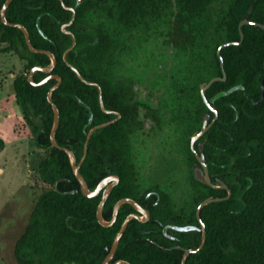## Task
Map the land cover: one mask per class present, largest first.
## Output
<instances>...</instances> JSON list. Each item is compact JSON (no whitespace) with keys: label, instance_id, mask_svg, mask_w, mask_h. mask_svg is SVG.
<instances>
[{"label":"trees","instance_id":"obj_1","mask_svg":"<svg viewBox=\"0 0 264 264\" xmlns=\"http://www.w3.org/2000/svg\"><path fill=\"white\" fill-rule=\"evenodd\" d=\"M6 0H0V11ZM14 0L7 10L11 23L24 25L37 49L51 51L57 58L52 73L36 71L41 82L59 75L61 86L53 94L60 111L56 139L60 147L71 149L81 163L91 128L96 130L88 144V153L80 172L94 190L107 176L117 174L104 208L110 221L114 205L122 198H133L152 214L149 222L132 220L114 257L132 264H182L186 250H197L203 240V228L197 216L198 206L207 198H226L228 190L216 188L190 177L192 200L186 213L175 212L169 195L141 193L133 158L132 137L142 128L140 103L134 85L117 79L120 59L129 34L151 24H168L167 44L181 54L185 65L172 83L173 105L179 122L189 137L200 131L204 118L215 113L201 95V84L223 77L217 54L221 44L240 41V23L248 18L264 24V0ZM103 17L97 22L95 18ZM244 40L222 50L225 81H217L206 91L209 103L218 111V119L201 137L205 163L211 181L226 184L229 198L203 207L200 217L206 227L203 247L187 256L185 264H264V28L243 26ZM0 54L12 52L25 62L24 73L16 76L13 87L16 103L24 120L32 127L38 148L46 155L37 172L49 186L37 199L28 225L15 243L18 264H102L109 254L124 220L135 209L124 204L117 222L102 226L97 209L102 193L86 197L75 176L68 153L51 143L54 110L48 100L50 89L58 83L50 79L44 85L29 81L36 66L48 68L50 56L32 52L24 32L5 25L0 15ZM102 88L83 82L77 73ZM115 120V121H114ZM6 143L0 137V153ZM188 147V163H197ZM181 227L172 230V226ZM165 229L167 231L165 232ZM168 235L174 238L170 239Z\"/></svg>","mask_w":264,"mask_h":264},{"label":"rangeland","instance_id":"obj_2","mask_svg":"<svg viewBox=\"0 0 264 264\" xmlns=\"http://www.w3.org/2000/svg\"><path fill=\"white\" fill-rule=\"evenodd\" d=\"M102 19L95 18L97 22ZM168 26L151 24L149 28L129 34L116 74L117 79L133 83L141 106L142 128L132 137L141 193L154 184L158 144L165 141L170 149L181 136L188 142L191 138L184 133L173 105L172 83L178 79L185 61L179 51L167 44ZM4 47L0 44V48ZM24 70L25 62L17 55L0 54V137L6 143L0 153V264H18L15 243L28 225L37 199L49 188L37 172L38 163L46 152L37 147L32 127L24 120L22 108L16 103L13 82ZM185 169L186 173L176 177L182 187L170 194L176 209L189 206L192 200L190 177L196 175V169L188 161ZM167 184H174V180L170 179Z\"/></svg>","mask_w":264,"mask_h":264},{"label":"water","instance_id":"obj_3","mask_svg":"<svg viewBox=\"0 0 264 264\" xmlns=\"http://www.w3.org/2000/svg\"><path fill=\"white\" fill-rule=\"evenodd\" d=\"M13 1L14 0H6L5 1L4 5L2 6L1 11H0L1 21L5 25H7V26L17 27V28L21 29L24 32L25 36H26L27 45H28L29 49L32 52L47 54L48 56H50V58L52 60V64L48 68H44V67H41V66H36V67H34L31 70L30 76H29L30 83L36 86V85H44L50 79H57L58 80V83L55 86H53L50 89L49 93H48V100L52 104V107H53V110H54V126H53V129H52L51 134H50L51 143L53 144L54 147L63 149V150H65L68 153V155L70 157V160H71L73 172H74L75 176L77 177V179L80 182L82 193L86 197H88V198H94V197L99 196L102 193V198H101V201H100L99 206H98V209H97V218H98L99 223L102 226H104V227H110V226L114 225V223L117 221L119 211H120L121 207L124 204H131L134 207V209L138 212V213H132V214H130L124 220V222H123V224H122L119 232L117 233V235L115 237V240L113 242V245H112V248H111L109 254L107 255V257L105 258V260L102 263V264H111V262H112V260H113V258L115 256V254L117 252V249L119 247L120 241H121V239H122V237H123V235H124V233H125L128 225H129V223L132 220H135V219L136 220H139L141 222H147L150 219V215L151 214H150V212L147 209L143 208L135 199L130 198V197H127V198L120 199L114 205L112 219L110 221H108V220L105 219V217H104V208H105L106 202L108 201V198H109V196H110L113 188L119 183L120 177L117 174H111V175L107 176L106 178H104L98 184V186L96 187V189L92 190V189H90V187L88 186L85 178L81 174L80 167H81L82 162L84 161V159L87 156V153H88V144H89V141L91 140V137H92L93 133L96 130H98V129L102 128V127L107 126L111 122L106 123V124L97 125V126H94L93 128H91V130L89 131L88 137H87V141L85 143L84 157H83L81 163H77L76 156H75L74 152L71 149H69L67 147H60L58 145L57 139H56V135H57V131H58L59 124H60V111H59V108L57 107V105L53 102V94L61 86L62 78L59 75H49L48 77H46L44 80H42L39 83H36L35 82V79H34V74H35L36 71H44V72H46L48 74L52 73L53 70H54V68H55V66H56V64H57V58H56V56L51 51L35 48L33 46L32 42H31L30 32H29V30L24 25L19 24V23H11V22H9V20L7 18V10H8V7L10 6V4ZM60 1L62 2L63 6L67 10L72 11V20H71V22L68 23V24L63 25V27H62L63 31L66 34L71 35L72 36V39H73L72 45L64 53V59L67 60V56H68L69 52L74 49V47L76 46V43H77L76 36L70 30L67 29V27L74 22L75 17H76V11H75V9L73 7L67 6L65 4L64 0H60ZM248 24H252V25H255V26H259V27L264 28V24H261V23H258V22H253V21L249 20L248 18L244 19L240 23V33H241V39H240V41L226 42V43L221 44V46L218 48L217 54H218V56L220 58L221 66L223 68V77H215V78H212L208 83L201 84V95H202V98L204 99V102L206 103V105L209 107L210 111L215 113V118L211 122H209L210 115L207 114L205 116L204 121H203V126H202L201 130L195 132L192 135V137H191V147L193 149H194L195 143L211 128V126L218 119V111L215 108H213L211 106V104L209 103V101H208V99L206 97V91L215 82H217V81H225L227 79V74H226L225 69H224V60H223V57L221 55V52L226 47H229V46H232V45H239V44H241L243 42V40H244L243 26L248 25ZM73 70L77 73V75L80 77V79L83 82L98 87L99 94H100V103H101V106H102L103 110L105 112H107V113H115V114H118V116L120 117V114L119 113H117L115 111L107 110L105 108L104 101H103V93H102L101 86L98 83H96V82L87 81L76 68H73ZM197 157H198L200 163L202 164V166L204 168V171L198 170L197 173H196V178L199 181H201V182H203L205 184H208L209 186L216 187V188H225V189H228V186L226 184H223L222 186H218V185H215L211 181V177H210V174H209V169H208L207 164L205 163V155H204V152H203V149L202 148H201V154H197ZM228 190H229V194H228V196L226 198H207L206 200H204L198 206V208H197V215H198L199 221H200V223L202 225V228H203V240H202V244H201L200 248H198L197 250H186V252L184 254V257H183V260H182V264H185V261H186V258H187L188 255H190L194 251L200 250L203 247V245H204L205 237H206V227H205V224H204V222L202 221V219L200 217L201 210L203 209L204 206H206V205H208L210 203L217 202V201H221V200H224V199L229 198L231 196L232 192H231L230 189H228ZM139 213H141L144 217H142V215H140ZM115 264H132V263L129 262V261L120 259V260H117L115 262Z\"/></svg>","mask_w":264,"mask_h":264},{"label":"flooded vegetation","instance_id":"obj_4","mask_svg":"<svg viewBox=\"0 0 264 264\" xmlns=\"http://www.w3.org/2000/svg\"><path fill=\"white\" fill-rule=\"evenodd\" d=\"M211 121L209 120V122H211ZM183 127H184V133H187L184 124H183ZM190 137H192V135ZM200 139L195 143L194 149L191 147V138L188 142V140L185 139L183 136H181V138L179 140L174 141L171 144L170 149H168L165 141H161L158 144V147L160 148V150L157 154V161H156V164L153 168V182H154V184L152 187L148 188L145 192H148L150 195L157 194V193H163V194H167L170 196L171 193L176 192L177 189H180V187H182L181 183L177 181L176 177H177V175L181 176L182 174L186 173L185 167H186V162L188 161V147H190V149L193 151V153L196 156L197 161H198L197 163H194L192 165L193 167H195L196 173L198 170L204 171V168H203L202 164L200 163V161L197 157V154H201V148L203 149V144L200 142ZM165 150L167 152H165ZM136 171L138 174L137 167H136ZM170 179L174 180V184H169V185L167 184V182ZM179 183H180V186H179ZM228 194H229V190H228ZM173 206H174V204H173ZM187 208H188V205L187 206L184 205V206L180 207L179 209H176L174 207V210H175V212H179V213L184 214V213H186ZM135 213H138V212L136 211ZM139 214L142 215L141 213H139ZM150 214H151V212H150ZM142 217H144V216L142 215ZM151 218H152V214L150 215V219L147 222H149L151 220ZM144 223H146V222H144ZM180 229H181V227H179V226H176V225L172 226L173 233H174V231H178ZM166 231H167V229H165V232ZM168 236L170 239L174 238L172 235H168ZM116 261H114V258H113L111 264H115Z\"/></svg>","mask_w":264,"mask_h":264},{"label":"crops","instance_id":"obj_5","mask_svg":"<svg viewBox=\"0 0 264 264\" xmlns=\"http://www.w3.org/2000/svg\"><path fill=\"white\" fill-rule=\"evenodd\" d=\"M3 54V53H2Z\"/></svg>","mask_w":264,"mask_h":264}]
</instances>
